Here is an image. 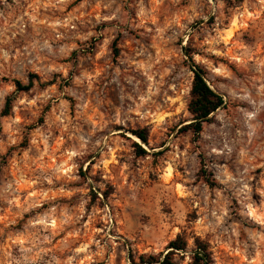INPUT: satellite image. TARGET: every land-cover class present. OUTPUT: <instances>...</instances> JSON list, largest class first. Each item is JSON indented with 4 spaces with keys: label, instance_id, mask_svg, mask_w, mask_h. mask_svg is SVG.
Here are the masks:
<instances>
[{
    "label": "rangeland",
    "instance_id": "374dc122",
    "mask_svg": "<svg viewBox=\"0 0 264 264\" xmlns=\"http://www.w3.org/2000/svg\"><path fill=\"white\" fill-rule=\"evenodd\" d=\"M190 57L225 101L199 137ZM178 237L174 264H264V0H0V264L162 261Z\"/></svg>",
    "mask_w": 264,
    "mask_h": 264
},
{
    "label": "trees",
    "instance_id": "16d2710c",
    "mask_svg": "<svg viewBox=\"0 0 264 264\" xmlns=\"http://www.w3.org/2000/svg\"><path fill=\"white\" fill-rule=\"evenodd\" d=\"M113 50L114 55L117 56L119 54V50L117 48V41L114 42ZM190 61L191 71L194 74V80L191 89V99L188 105V111L191 114L192 120L190 124L185 125L182 129L186 132L190 131L194 134V136L199 137L203 131L204 124L209 123L211 121V115L220 108H222L225 105V101L221 95L211 89L205 78V72L201 68V66L197 65L193 61L192 57H190ZM36 81H40V78L37 74H30L28 77L27 84H24L20 80H15L14 83L16 87V92H30L34 88ZM54 83L55 82L53 80L49 83V85H53ZM12 101V97L7 98L6 109L4 111L6 116L9 115ZM40 122H43V119H41ZM133 134L142 142V144H148V135L146 130H138L133 132ZM26 146L27 140L24 141L22 147ZM136 148L138 151V155H147V152L141 145L136 144ZM169 246L172 251H170L162 261L161 257L140 256V264H174L171 260V254L175 251H186L188 244L187 241L184 240L182 237H178L176 240L172 241ZM196 247V251L194 252V260L196 262H209V254L207 252L206 245L200 241H197Z\"/></svg>",
    "mask_w": 264,
    "mask_h": 264
}]
</instances>
